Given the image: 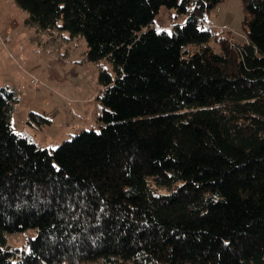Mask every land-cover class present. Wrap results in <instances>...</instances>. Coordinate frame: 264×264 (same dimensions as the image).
<instances>
[{"label":"trees","instance_id":"16d2710c","mask_svg":"<svg viewBox=\"0 0 264 264\" xmlns=\"http://www.w3.org/2000/svg\"><path fill=\"white\" fill-rule=\"evenodd\" d=\"M15 1L116 74L99 129L53 149L15 132L0 87V264H264V0H241L242 42L205 27L222 0ZM162 7L185 21L157 28Z\"/></svg>","mask_w":264,"mask_h":264},{"label":"rangeland","instance_id":"374dc122","mask_svg":"<svg viewBox=\"0 0 264 264\" xmlns=\"http://www.w3.org/2000/svg\"><path fill=\"white\" fill-rule=\"evenodd\" d=\"M27 17V11L18 7L15 0H0V37L7 33L12 36L8 48L0 40V87L7 86L19 96L12 118L15 132L26 135L42 148L53 149L83 130L99 129L103 111L98 99L103 89L101 68L112 77L116 72L106 58L98 61L87 58L88 44L84 37H71L60 28L40 31L26 24ZM243 17L241 0H222L207 16L205 27L210 25L218 36L231 31L234 40L242 42ZM185 19L175 9L162 7L155 24L170 29ZM210 45L219 50L215 40ZM33 76L41 80L39 86L31 83ZM32 112L48 118L50 123L33 118L29 122ZM35 235L32 228L9 233L8 245L28 249V240Z\"/></svg>","mask_w":264,"mask_h":264},{"label":"built area","instance_id":"2783aa9c","mask_svg":"<svg viewBox=\"0 0 264 264\" xmlns=\"http://www.w3.org/2000/svg\"><path fill=\"white\" fill-rule=\"evenodd\" d=\"M157 28H163L166 29L164 26H157L155 25ZM210 27V25H208ZM1 43L5 48L9 47L10 42L12 41V36L10 33H7L4 37H0ZM31 83L35 84L36 86H39L42 82L40 79H38L37 77L33 76L31 78Z\"/></svg>","mask_w":264,"mask_h":264},{"label":"crops","instance_id":"0c3cea01","mask_svg":"<svg viewBox=\"0 0 264 264\" xmlns=\"http://www.w3.org/2000/svg\"><path fill=\"white\" fill-rule=\"evenodd\" d=\"M21 132H23V131H21ZM18 133V132H17ZM20 134H22V133H20Z\"/></svg>","mask_w":264,"mask_h":264}]
</instances>
